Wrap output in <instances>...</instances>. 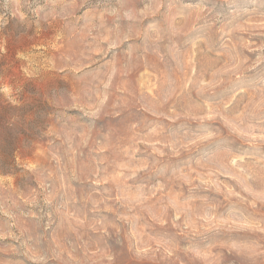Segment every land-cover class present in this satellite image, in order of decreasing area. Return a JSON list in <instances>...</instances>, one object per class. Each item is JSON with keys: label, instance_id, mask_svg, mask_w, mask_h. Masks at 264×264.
Returning a JSON list of instances; mask_svg holds the SVG:
<instances>
[{"label": "clouds", "instance_id": "9594fccd", "mask_svg": "<svg viewBox=\"0 0 264 264\" xmlns=\"http://www.w3.org/2000/svg\"><path fill=\"white\" fill-rule=\"evenodd\" d=\"M220 3L222 9L218 8ZM182 5L175 10L174 0H157L153 7L159 15L149 24L157 25L159 32L153 35L152 45L135 57L121 56V44L131 37L121 34L116 20L133 18L124 11L123 3L117 10L107 5L92 6V0H40L33 8L32 0H11L10 8L0 10V59L8 56L6 29L10 21L23 29L16 34L17 40L34 30V35H27L30 45L16 51L18 68L11 76L5 74L7 68L0 71V99L19 109L26 82H35L42 89L57 78L66 82V86H50L43 91L49 111L31 147L44 148L46 160L55 162L61 182L83 177L82 182L91 189L82 197L83 206L98 214L88 224L81 220L83 232L79 225L67 228L63 235L54 229L47 244L43 233L35 228L21 225L13 232L16 225H8L0 241L12 242L0 243V264H120L121 251L109 244L112 238L122 244L125 239L139 238L143 227H152L149 221L163 224L165 209H158V202L152 201L160 185L144 192L149 177L156 172L155 163L137 158L138 145L155 148L167 131L162 121L181 118V114L167 115L165 109L185 91L179 74L195 67L188 63L194 52L200 54L203 64L199 80L205 73L212 76L211 88L204 91L212 93L215 89L224 94L222 99L210 102L204 98L195 105L203 114L205 127L215 133L220 125L207 123L210 119L239 120L264 112V43L259 47L249 43L253 36H264V0H182ZM45 29L51 30L46 38L41 35ZM242 33H247V40ZM217 40L223 42L218 51ZM237 48L257 55L249 62ZM214 51L228 57L221 68L208 59ZM133 73H140L144 82L137 84ZM242 94L258 95L259 99L250 112L232 115L229 102ZM18 119L14 116L12 123ZM207 139L206 148L212 151L219 135ZM225 152L221 147L214 155ZM73 154L86 157L88 162L80 175L72 172L68 176ZM27 170L52 176L39 162ZM71 200L75 202V197ZM88 231L95 238L82 240ZM128 250L133 259L143 260L141 245H131ZM176 250L173 246L168 255ZM243 255V264H264V242L256 243Z\"/></svg>", "mask_w": 264, "mask_h": 264}, {"label": "rangeland", "instance_id": "374dc122", "mask_svg": "<svg viewBox=\"0 0 264 264\" xmlns=\"http://www.w3.org/2000/svg\"><path fill=\"white\" fill-rule=\"evenodd\" d=\"M39 2L32 0V7L35 8ZM121 3L124 11L133 16L132 19L116 20L121 34L131 37L121 44L124 50L121 56H139L152 45L153 35L159 32L157 25L149 24L159 15L153 7L157 0H92V6L107 5L117 10ZM174 4L175 10L183 6L182 0H174ZM4 6L10 8L11 0H0V10ZM223 7V3L218 5L220 9ZM21 31L23 29L14 21H10L6 29L8 56L0 59V71L7 68L5 74L8 76L19 66L15 61L17 49L32 42L27 35H34V30H30L23 40H17L16 34ZM41 35L46 38L51 35V30L45 29ZM241 37L248 39L247 33H242ZM222 43L217 40L216 51L221 49ZM249 43L259 47L264 43V36H253ZM216 51L209 53L208 59L216 68H221L228 57L218 56ZM237 51L242 52L249 62L257 55L247 49L237 48ZM24 63L26 65L27 61ZM188 63L195 67L179 74L185 91L165 109L167 115L181 114V118L175 122L162 121L167 131L158 138L160 143H156L155 148L138 145L140 152L137 158H147L155 163L156 172L149 177L150 182L144 192L160 185L152 201L158 202V209H165L163 224L149 221L152 227H143L139 238L125 239L122 244H117L112 238L109 244L114 250L121 251L120 264H243V253L256 243L264 242L261 239L264 238V139H261L264 135V112L257 111L239 120L230 117L210 119L207 123L220 125L215 133L212 132L205 127L203 114L195 105L204 98L210 102L222 99L224 94L215 89L212 90L214 94L204 91L211 88L212 76L205 73L203 80H199L203 64L198 52L192 54ZM132 78L137 84L144 82L140 73H133ZM50 86H66V82L57 78L49 81L44 89L35 82H26L20 97L23 104L19 109L0 99V234L7 230L8 225H16L13 232H18L23 225L43 233L46 244L51 241L54 229L63 235L67 228L79 225V231L83 232L84 224L98 215L83 206L82 197L91 191L88 184L82 182L83 177L61 182L55 162L46 160L48 153L44 148L31 147L46 122L49 109L42 97L43 91ZM258 99V95L237 96L229 102V112L232 115L250 112ZM14 116L19 117L15 124L12 123ZM217 134L216 148L209 151L207 138ZM164 144L169 146L164 147ZM221 147L226 148L225 154L214 155ZM38 162L52 173L51 177L47 172L33 174L27 170ZM87 162L86 157L73 154L68 176L72 172L80 175ZM144 175L142 173L141 177ZM72 197H75V202H72ZM81 213L85 215L82 217ZM82 219L84 224L80 223ZM49 221H52L51 226ZM128 230L131 231L130 228ZM71 238H75V233ZM89 238H95L91 231L82 240ZM10 242V239L0 241ZM131 245L143 247L142 261L132 258L128 250ZM173 246L177 250L169 256L168 251Z\"/></svg>", "mask_w": 264, "mask_h": 264}]
</instances>
